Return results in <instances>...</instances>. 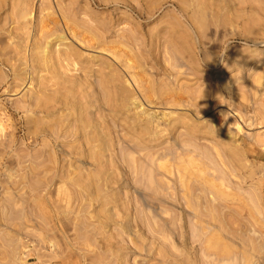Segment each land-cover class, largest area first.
Returning <instances> with one entry per match:
<instances>
[{
    "label": "rangeland",
    "instance_id": "1",
    "mask_svg": "<svg viewBox=\"0 0 264 264\" xmlns=\"http://www.w3.org/2000/svg\"><path fill=\"white\" fill-rule=\"evenodd\" d=\"M255 39L264 0H0V264H264Z\"/></svg>",
    "mask_w": 264,
    "mask_h": 264
},
{
    "label": "clouds",
    "instance_id": "2",
    "mask_svg": "<svg viewBox=\"0 0 264 264\" xmlns=\"http://www.w3.org/2000/svg\"><path fill=\"white\" fill-rule=\"evenodd\" d=\"M256 42L260 43L261 45H264V40H258V39H255ZM248 48H256L255 46H249L247 44H245Z\"/></svg>",
    "mask_w": 264,
    "mask_h": 264
},
{
    "label": "bare ground",
    "instance_id": "3",
    "mask_svg": "<svg viewBox=\"0 0 264 264\" xmlns=\"http://www.w3.org/2000/svg\"><path fill=\"white\" fill-rule=\"evenodd\" d=\"M47 4V3H46ZM27 12L25 11V12H22V14H23V16H24V14H26ZM27 16H29L30 17V15L29 14H26ZM25 15V16H26ZM56 22V21H55ZM54 23V22H53ZM44 24H46V23H44ZM51 27V26H50ZM48 28H49V25H48ZM67 29V28H66ZM68 31V30H67ZM41 33V32H40ZM47 40V39H46ZM77 43V42H76ZM44 47V46H43ZM42 47V48H43ZM44 49V48H43ZM103 51V50H102ZM45 52V51H44ZM113 59V58H112ZM91 154V153H90Z\"/></svg>",
    "mask_w": 264,
    "mask_h": 264
}]
</instances>
